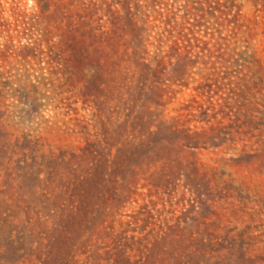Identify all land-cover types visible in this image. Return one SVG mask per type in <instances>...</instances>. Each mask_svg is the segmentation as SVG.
<instances>
[{"label": "rangeland", "instance_id": "rangeland-1", "mask_svg": "<svg viewBox=\"0 0 264 264\" xmlns=\"http://www.w3.org/2000/svg\"><path fill=\"white\" fill-rule=\"evenodd\" d=\"M0 133L2 170L124 142L76 188L124 196L115 234L90 236L82 211L51 264L76 240L89 264H264V0H0ZM27 170L22 189L0 175V212ZM5 229L0 264H29L39 239Z\"/></svg>", "mask_w": 264, "mask_h": 264}, {"label": "trees", "instance_id": "trees-1", "mask_svg": "<svg viewBox=\"0 0 264 264\" xmlns=\"http://www.w3.org/2000/svg\"><path fill=\"white\" fill-rule=\"evenodd\" d=\"M133 43H135L134 40L130 42V45ZM135 52L140 53L137 49H135ZM111 115L112 114H109V117L112 120ZM94 116H96L97 119L100 118L99 120L101 121H104L105 118L109 120L107 115L103 116V114L97 111H95ZM178 122L179 118L177 117H173L171 121L158 118V126L161 127H176ZM112 127L115 131L119 129V126L114 122L112 123ZM183 131L186 132L187 130L184 129ZM107 133L108 131L104 130L105 144H108V141L106 140L109 139ZM148 134L150 135L151 133ZM0 139H3L1 133ZM14 144V149L10 148L11 143H7V146L4 148L6 150L4 151L5 154L8 153L11 159L16 154L15 149H20L24 142H22L20 138H16ZM95 144L96 142H90L88 145L84 146L81 153L73 152L69 157L55 158L57 162L54 170H52V168L44 169L41 165L42 162H30L28 160L20 161L23 163H18L19 167L14 166L12 160V162L9 163V168H5L4 170L1 169L2 165H0V175L3 171H9V178L19 189H22V184L26 179L25 174H22V169L24 167L28 169V178L33 181V186L25 190L22 194L19 193V190L10 194L13 203L15 196L21 198L24 201L23 203L19 202L17 205L12 204L0 212L1 226L9 227V230L5 229L6 232L8 231L7 234H14L19 236V238L27 236L37 237L39 239L36 247L30 245L20 256L24 257L27 255L29 264H51L49 262V257L56 248L59 236L64 238L72 236L70 223L75 216L82 211L86 213L85 232H88V229H90V236L97 234L98 241H100L102 239V234L110 236L115 234L116 226L114 223L117 220L116 217L121 208L126 202L125 199H122L124 196H121L117 191L108 195V193L101 190V188L97 189V193L94 196L96 201L97 199L99 201L104 198L102 204L92 202L91 200L88 202L82 194L76 195V188L91 178L93 171L99 166L101 158L109 157L107 160L111 159L114 161L115 157L121 152L124 142L115 144L116 150L114 153H112L111 149L107 150L108 146H103L101 143H98L94 148ZM134 144L139 147L143 146V138H139V142ZM3 145H6V142H4ZM87 156H90L91 158L85 162ZM60 164L62 165L58 166ZM162 174L165 177L169 175L165 172H162ZM108 175L109 174H106L105 172V180L109 178L107 177ZM169 179L170 178L168 177L167 181ZM57 180L59 182H57ZM96 212L101 214L98 221L93 220L95 219L94 215ZM131 217H134V215H131ZM134 219H137V217ZM132 223L133 219H128L126 223H123V221L119 222L121 226L124 224L130 226ZM93 224L96 225V228H93L94 226L92 227ZM118 232L123 233V231ZM13 241L24 242V240L21 239H14ZM78 241H71L69 243L71 246V254L67 256L64 264H89L91 254H88L87 258L81 262L76 258L77 252L83 251L82 247L87 243L84 240L82 242ZM84 249L85 252H88L85 247ZM33 256H36L38 261L34 260L32 262L31 258Z\"/></svg>", "mask_w": 264, "mask_h": 264}]
</instances>
